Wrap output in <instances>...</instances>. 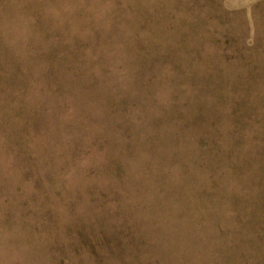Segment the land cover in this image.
I'll return each mask as SVG.
<instances>
[{
  "label": "rangeland",
  "instance_id": "1",
  "mask_svg": "<svg viewBox=\"0 0 264 264\" xmlns=\"http://www.w3.org/2000/svg\"><path fill=\"white\" fill-rule=\"evenodd\" d=\"M0 264H264V0H0Z\"/></svg>",
  "mask_w": 264,
  "mask_h": 264
}]
</instances>
